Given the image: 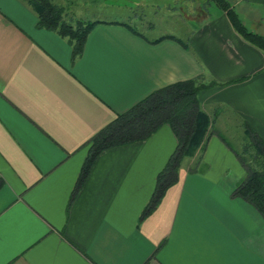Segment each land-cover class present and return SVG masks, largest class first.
I'll return each instance as SVG.
<instances>
[{"label":"crops","instance_id":"0c3cea01","mask_svg":"<svg viewBox=\"0 0 264 264\" xmlns=\"http://www.w3.org/2000/svg\"><path fill=\"white\" fill-rule=\"evenodd\" d=\"M198 6L184 13L182 39L154 42L170 34L101 20L73 60L27 0H0V264H264V217L234 195L246 170L220 136L240 128L242 150L248 125L264 139V50L211 0ZM232 6L264 33V0ZM200 76L213 132L151 214L140 220L178 144L168 124L104 150L73 195L103 127L154 90Z\"/></svg>","mask_w":264,"mask_h":264},{"label":"trees","instance_id":"16d2710c","mask_svg":"<svg viewBox=\"0 0 264 264\" xmlns=\"http://www.w3.org/2000/svg\"><path fill=\"white\" fill-rule=\"evenodd\" d=\"M27 1L37 12L38 28L55 31L68 39L72 46L73 60L83 52L90 31L101 22L85 18L77 19L75 22L69 21L65 18L64 7L52 0ZM211 1L227 12L239 34L264 50V33L250 29L229 0ZM123 24L139 33L130 23ZM165 37L176 38L170 34L157 38L154 42ZM209 85L210 83H206L202 76L178 81L154 90L128 110L119 113L89 141L88 155L73 195L83 187L97 158L104 150L145 140L163 125L168 124L174 131L178 144L158 175L155 191L140 217V220L145 219L159 205L168 188L178 181L183 161L195 156L213 132L214 117L202 107L198 96L200 90ZM246 126L247 135L242 150L235 149L225 136H220L234 149L246 170V175L236 186L234 195L249 201L264 217V139ZM2 184L3 180L0 177V187Z\"/></svg>","mask_w":264,"mask_h":264},{"label":"rangeland","instance_id":"374dc122","mask_svg":"<svg viewBox=\"0 0 264 264\" xmlns=\"http://www.w3.org/2000/svg\"><path fill=\"white\" fill-rule=\"evenodd\" d=\"M64 7L65 18L75 22L77 19L90 20H125L136 26L143 34L152 38L164 34H172L177 38H184L189 26L186 24L185 12L198 11V5L203 9L207 0H198V4H190L187 0H52ZM178 3V7L157 5L158 2ZM191 1V0H190ZM155 4L153 5L152 3ZM233 4V0H229ZM146 4V5H145ZM212 4L217 5L214 1ZM191 5V6H190ZM190 6V7H189ZM194 6V8H193ZM202 6V7H201ZM244 10L245 7L243 6ZM144 9V10H143ZM215 9V7H214ZM175 10V11H171ZM139 16L138 20L136 19ZM143 17V18H141ZM193 24V23H192ZM253 28L252 25H249ZM192 27V26H191ZM249 27V28H250ZM227 139L236 149H239L244 137L240 128L233 127ZM246 139V137H245ZM241 150V149H240Z\"/></svg>","mask_w":264,"mask_h":264}]
</instances>
